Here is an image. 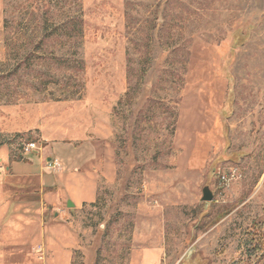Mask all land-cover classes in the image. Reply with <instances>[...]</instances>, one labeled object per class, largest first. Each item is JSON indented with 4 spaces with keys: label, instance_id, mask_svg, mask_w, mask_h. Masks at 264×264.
I'll use <instances>...</instances> for the list:
<instances>
[{
    "label": "rangeland",
    "instance_id": "1",
    "mask_svg": "<svg viewBox=\"0 0 264 264\" xmlns=\"http://www.w3.org/2000/svg\"><path fill=\"white\" fill-rule=\"evenodd\" d=\"M85 136L114 165L72 264H159L162 233L160 264H264V0H0V148Z\"/></svg>",
    "mask_w": 264,
    "mask_h": 264
},
{
    "label": "crops",
    "instance_id": "2",
    "mask_svg": "<svg viewBox=\"0 0 264 264\" xmlns=\"http://www.w3.org/2000/svg\"><path fill=\"white\" fill-rule=\"evenodd\" d=\"M85 136L79 142H56L40 149L37 154L39 170H28L20 161H11L7 148H0V250L19 251L33 250L30 259L40 262L37 247L42 246L47 255V264H72L73 253L78 245V238L72 232L67 220L68 210L81 209L85 204L95 203L99 192V171L105 163L114 165V152L106 148L108 155L103 154L98 142ZM101 151V152H100ZM57 159L63 170L55 174L43 168V161ZM28 163L31 160L28 159ZM108 181L114 178L102 172ZM36 181H35V180ZM40 191V198H22L24 190ZM72 201L74 206L69 207ZM53 210V216L48 212ZM58 214V215H57ZM58 218H56L57 216ZM157 250L147 257L165 256L164 233L157 239ZM197 249L191 245L185 254ZM145 256V257H146ZM28 264H32L33 262ZM0 264H18L10 260H0ZM21 264V263H20Z\"/></svg>",
    "mask_w": 264,
    "mask_h": 264
},
{
    "label": "built area",
    "instance_id": "3",
    "mask_svg": "<svg viewBox=\"0 0 264 264\" xmlns=\"http://www.w3.org/2000/svg\"><path fill=\"white\" fill-rule=\"evenodd\" d=\"M23 149H24L25 153L32 152V150L38 149L37 142L36 141H32V143H29L26 146H24ZM47 168H49V169H51V170H53L55 172H60L61 170H63L62 169V163L59 160H57V159L49 160ZM230 173H231V177L232 178L237 176V171L234 170V169L231 170ZM222 178L224 180H226L224 175H222ZM35 253L39 254L40 258L42 259L45 256V249L42 246H39V247L36 248Z\"/></svg>",
    "mask_w": 264,
    "mask_h": 264
},
{
    "label": "water",
    "instance_id": "4",
    "mask_svg": "<svg viewBox=\"0 0 264 264\" xmlns=\"http://www.w3.org/2000/svg\"><path fill=\"white\" fill-rule=\"evenodd\" d=\"M202 201L207 202V201H212L214 200V194L212 192V190L210 189V187L207 185L206 187L203 188L202 190ZM69 207L74 206V204L72 203V201H69L68 203Z\"/></svg>",
    "mask_w": 264,
    "mask_h": 264
},
{
    "label": "trees",
    "instance_id": "5",
    "mask_svg": "<svg viewBox=\"0 0 264 264\" xmlns=\"http://www.w3.org/2000/svg\"><path fill=\"white\" fill-rule=\"evenodd\" d=\"M157 28V27H156ZM207 217V216H206ZM217 222V220L215 221V223Z\"/></svg>",
    "mask_w": 264,
    "mask_h": 264
}]
</instances>
